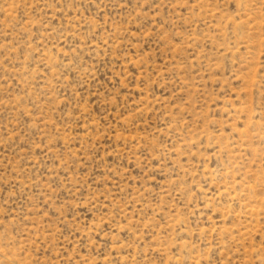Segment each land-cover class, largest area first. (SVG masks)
Wrapping results in <instances>:
<instances>
[{
  "label": "rangeland",
  "instance_id": "1",
  "mask_svg": "<svg viewBox=\"0 0 264 264\" xmlns=\"http://www.w3.org/2000/svg\"><path fill=\"white\" fill-rule=\"evenodd\" d=\"M0 264H264V0H0Z\"/></svg>",
  "mask_w": 264,
  "mask_h": 264
}]
</instances>
